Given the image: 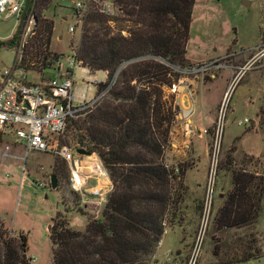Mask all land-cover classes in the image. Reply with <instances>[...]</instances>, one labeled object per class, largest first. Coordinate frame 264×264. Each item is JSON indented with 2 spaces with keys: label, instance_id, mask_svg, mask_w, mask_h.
<instances>
[{
  "label": "rangeland",
  "instance_id": "obj_1",
  "mask_svg": "<svg viewBox=\"0 0 264 264\" xmlns=\"http://www.w3.org/2000/svg\"><path fill=\"white\" fill-rule=\"evenodd\" d=\"M72 4V0H50L42 11V16L53 23L48 49L60 59L52 64L54 69L40 71L34 66L26 71L27 80H47L55 73V67L63 66L78 47L82 21L93 7L89 5L84 13L75 14ZM121 17L119 11L113 17L100 15L101 24L94 21L87 25H101L111 36L121 34L127 37L131 24ZM15 19H0V42L16 32ZM31 19L23 20L17 47L0 45V72L12 68L24 47L29 45L33 34ZM71 25L74 30L69 33ZM188 33L185 45L187 64L216 61L219 66L186 78L180 74L175 85L162 90L163 99L171 105L173 112L161 157L164 167L170 171L172 204L168 203L166 207L161 238L146 264H194L195 259L197 264H208L214 259L213 237L220 236L229 242L234 238L233 233L239 234L240 231L217 235L213 231L206 233V226L231 187L230 173L218 168L224 164L228 153L233 158L230 168L254 171L261 174L264 181V0H195ZM77 71L73 73L74 95L78 96L85 89L91 95L92 87L87 88L86 80L79 79ZM83 77L87 79V75ZM201 83L205 84L202 88ZM179 86L184 88L180 103L179 94H176ZM106 98L107 94L97 103L86 106L72 118L73 121H83ZM186 106L191 108L188 137L182 131L180 118V110ZM244 119L247 122L240 125L239 120ZM70 121L55 139L59 144L74 147L67 133ZM4 144L11 146V154L23 152L22 145L14 137L0 138V225L10 235L26 236L25 255L32 258L30 264H52L47 226L51 225L55 213L64 215L70 228L77 231H83L87 218H100L101 213L92 216L80 206L79 196L69 189V169L64 161L55 155L30 151L22 176L20 160L1 158ZM73 156L88 161L90 165L98 163L104 170L93 155L74 153ZM51 174L57 182L55 189L50 188ZM37 182L45 185L39 187ZM96 183L95 178L87 181L88 186ZM252 230L261 256L232 264H264V193Z\"/></svg>",
  "mask_w": 264,
  "mask_h": 264
},
{
  "label": "trees",
  "instance_id": "obj_2",
  "mask_svg": "<svg viewBox=\"0 0 264 264\" xmlns=\"http://www.w3.org/2000/svg\"><path fill=\"white\" fill-rule=\"evenodd\" d=\"M48 3L50 0H31L24 18H34L32 39L15 60L24 73L34 66L40 71L54 69L52 64L60 59L48 49L53 23L42 16ZM194 3L117 0L121 20L131 24L127 37L111 36L101 25H87L102 21V14L93 6L84 16L79 45L72 57L91 73L105 72V81L96 91L120 71L107 98L83 121L70 119L67 133L74 147L99 159L112 189L101 217L87 218L83 231L70 228L68 219L55 213L48 230L52 264H146L154 252L162 235L164 212L168 203L172 204L170 171L161 157L173 112L162 90L179 79L170 66L187 64L185 45ZM22 25L23 21L0 45L17 47ZM232 159L228 153L224 164L218 166L230 173L231 187L206 226V233L240 232L233 233L229 242L212 234L214 259L208 264L240 263L261 256L252 226L261 210L263 177L254 171L230 168ZM25 237L10 235L0 225V264H30Z\"/></svg>",
  "mask_w": 264,
  "mask_h": 264
},
{
  "label": "built area",
  "instance_id": "obj_3",
  "mask_svg": "<svg viewBox=\"0 0 264 264\" xmlns=\"http://www.w3.org/2000/svg\"><path fill=\"white\" fill-rule=\"evenodd\" d=\"M22 2L24 0H0V19L15 17L17 22ZM72 2V7L77 14L84 13L91 4L102 15L113 17L118 13L117 0H72ZM30 17L32 18L28 15L27 19ZM73 30V25L68 27L69 33ZM63 63V66L55 67V73L50 78L41 82L27 80L24 71L19 69L15 62L12 68L0 72V138L14 137L16 142L22 145L23 151L18 155L11 154V146L4 144L1 158L20 160V173L23 176L27 153L30 151L55 155L67 164L69 189L79 196L80 206L87 209L92 216H97L105 205L106 195L112 189L105 169L103 170L98 163L88 169L87 162L73 156L75 149L79 147L59 144L55 138L64 132L70 119L77 117L86 106L97 103L106 95L115 82L116 73L108 85L96 91L97 86L105 81V72L91 73L88 68L80 66L73 57L66 59ZM217 66L219 65L216 61H212L185 66L171 65L170 68L179 75V78L180 74L184 75L182 78H186L187 75L194 76ZM60 70L62 76H58ZM76 70H78L79 79L86 80L87 88L92 87L91 95L87 94L86 89L78 96L74 95L72 73ZM84 74L87 75V79L83 77ZM190 114L189 106L180 110V118L183 121L182 131L186 137L191 133ZM246 122V119L242 122L239 120L240 125ZM90 178H95L97 183L88 186L87 181ZM44 185L37 182L39 187Z\"/></svg>",
  "mask_w": 264,
  "mask_h": 264
},
{
  "label": "water",
  "instance_id": "obj_4",
  "mask_svg": "<svg viewBox=\"0 0 264 264\" xmlns=\"http://www.w3.org/2000/svg\"><path fill=\"white\" fill-rule=\"evenodd\" d=\"M30 2H31V0H24V2H22L20 15H19V18L17 19V29H19L21 22L26 17V13H27V11L29 9ZM243 3L247 4V2H243ZM33 19H32V21H33ZM75 153L79 154V155H88V156L91 155V154H89L88 151H85L84 149H81V148L75 149ZM49 182H50V186H51L50 188H54L55 189V187H57V182L55 180L54 174L50 175ZM49 228H50V225L47 226V231L49 230Z\"/></svg>",
  "mask_w": 264,
  "mask_h": 264
},
{
  "label": "crops",
  "instance_id": "obj_5",
  "mask_svg": "<svg viewBox=\"0 0 264 264\" xmlns=\"http://www.w3.org/2000/svg\"><path fill=\"white\" fill-rule=\"evenodd\" d=\"M186 59L187 60H189L187 57H186ZM191 61V60H190ZM74 73V72H73ZM72 73V74H73ZM63 74H62V71H60V72H58V76H62ZM205 84H202L201 83V85H200V87L202 88L203 86H204ZM197 87H199V85H197ZM227 87H228V84L226 85V88H225V90L224 91H222V93H221V97H222V95H223V92H226V89H227ZM184 88L182 87V86H179L178 88H177V93L176 94H179V99H178V101H179V103H180V101H181V99H182V97H181V93H184ZM180 105V104H179ZM181 106V105H180ZM187 107V106H186ZM94 156V155H93ZM97 158V157H96ZM83 162H87L88 163V161H86V160H82ZM89 164V163H88ZM88 166V169L89 168H92V165H87Z\"/></svg>",
  "mask_w": 264,
  "mask_h": 264
}]
</instances>
